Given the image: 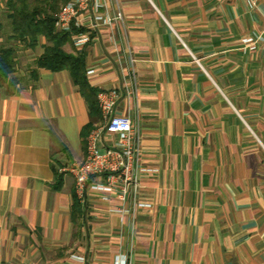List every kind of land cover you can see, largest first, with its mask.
<instances>
[{
  "label": "crops",
  "instance_id": "1",
  "mask_svg": "<svg viewBox=\"0 0 264 264\" xmlns=\"http://www.w3.org/2000/svg\"><path fill=\"white\" fill-rule=\"evenodd\" d=\"M95 1L124 21L92 30L80 12L76 49L140 134L137 189L76 192L65 170L104 122L68 72L32 78L40 38L0 87V264H264V0ZM116 142L102 134L99 152Z\"/></svg>",
  "mask_w": 264,
  "mask_h": 264
},
{
  "label": "built area",
  "instance_id": "2",
  "mask_svg": "<svg viewBox=\"0 0 264 264\" xmlns=\"http://www.w3.org/2000/svg\"><path fill=\"white\" fill-rule=\"evenodd\" d=\"M256 0H247L250 7L255 5ZM103 6L95 0H70L61 7L56 20V27L63 32H71L72 26L81 29L79 20L80 12L91 13V29H97L98 22L105 21L111 24L113 19L123 23L124 18L118 10L115 17L104 16L97 11ZM75 48L84 47L90 40L87 33H77L71 36ZM244 43H251L245 39ZM133 64L134 60L131 58ZM91 71L87 72L90 74ZM131 80L135 85L133 67L130 68ZM118 92L114 90L100 91L97 93L98 107L103 119V126L91 132L86 139L87 155L83 162L74 163L66 168L75 183L76 192L82 195L87 188L104 193L117 192V197L123 199L130 188L136 191L138 185V172L140 167V134L133 129L132 121L128 117L117 116L114 113L118 100ZM115 135L116 144L100 153L98 140L102 134ZM93 179L103 180L94 182ZM79 260L83 258L78 257ZM118 264H127L121 261Z\"/></svg>",
  "mask_w": 264,
  "mask_h": 264
},
{
  "label": "trees",
  "instance_id": "3",
  "mask_svg": "<svg viewBox=\"0 0 264 264\" xmlns=\"http://www.w3.org/2000/svg\"><path fill=\"white\" fill-rule=\"evenodd\" d=\"M69 1L0 0L10 30L8 41L20 44L23 49L34 50L39 39L43 38L45 45L42 54L34 60L32 78H37L39 69L68 72L73 84L84 98L89 115L96 121H101L97 102L98 91L89 85L86 77V51L77 50L71 38L72 34L84 31L72 26L71 32H63L55 25L61 7ZM66 46L71 47L72 52H67ZM16 64L15 46L0 47V87L14 73ZM92 129V124L85 126L81 131L82 137L86 138ZM72 222L78 230L83 227V205L77 200L72 206Z\"/></svg>",
  "mask_w": 264,
  "mask_h": 264
},
{
  "label": "rangeland",
  "instance_id": "4",
  "mask_svg": "<svg viewBox=\"0 0 264 264\" xmlns=\"http://www.w3.org/2000/svg\"><path fill=\"white\" fill-rule=\"evenodd\" d=\"M7 25H8V21H7L6 17H5V14H4L3 4H0V26L2 27L0 29V47L9 46V45L10 46L11 45L15 46V48H16V58H18L16 60V63L20 64V66H21L22 62H21L20 57L23 56L22 55L23 47L20 44L16 43V42H9L8 41V36L10 35V30H9ZM29 66H31V64Z\"/></svg>",
  "mask_w": 264,
  "mask_h": 264
},
{
  "label": "water",
  "instance_id": "5",
  "mask_svg": "<svg viewBox=\"0 0 264 264\" xmlns=\"http://www.w3.org/2000/svg\"><path fill=\"white\" fill-rule=\"evenodd\" d=\"M85 214H86V209L84 207V211H83L84 221H85Z\"/></svg>",
  "mask_w": 264,
  "mask_h": 264
}]
</instances>
